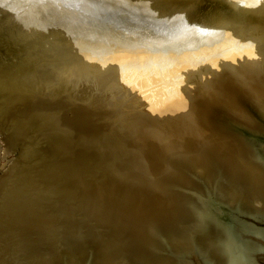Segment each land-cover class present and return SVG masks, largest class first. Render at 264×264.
I'll return each mask as SVG.
<instances>
[{
    "label": "bare ground",
    "instance_id": "1",
    "mask_svg": "<svg viewBox=\"0 0 264 264\" xmlns=\"http://www.w3.org/2000/svg\"><path fill=\"white\" fill-rule=\"evenodd\" d=\"M21 1L23 0L0 2V69L6 68L9 65V60H13L16 57H13L12 52L6 54L5 46L24 49L28 43H38L45 40L47 44H53L52 38L54 37L49 31H46L47 33L40 31L36 22H32L29 25L30 15L37 10V0H33V3L29 4L30 7L21 15L7 13L8 7ZM143 14L145 17L138 13L132 17L137 22L141 21L140 23L148 26L154 23L156 24L154 26L164 30L178 29V38L180 39L175 43L177 44L175 48L169 47L170 43L146 44L144 48L138 46L135 48L134 45H121L113 47L112 52L106 57L99 56L97 58L101 59L100 63L102 65L100 63L95 65V60L90 63L91 61L87 59L85 62L82 61L65 66L57 79H54V83L50 85V89L60 94V97H55L51 101L43 98L16 105L14 107V118L10 120L11 124L6 125L3 121L0 122V134H3L4 137L7 135L11 137L12 127H15L14 123H17L16 126L20 125L21 134L17 140L20 141L18 155L20 160H28L39 145L43 143L50 144L52 136L54 137L55 135L52 129H49L48 125H46L48 115L44 113L43 109L48 108L49 113L57 112L61 115L62 122L60 125L68 129L69 127H74L75 124L86 126L88 122H91L93 116L97 117L94 113H97L96 110H98L100 123L106 124L108 122L110 124V128L115 133V136L118 137L120 143L132 152L134 158L129 161L130 165L136 166L140 164L137 159V149L147 152V148H149L148 151H153L161 160L166 158V154L169 153L168 149L160 141H156V145L159 148H155L153 141H151V139L159 137L160 130H156L153 133L150 132L156 122L160 123L156 118L169 117L172 122V126H169L173 128L172 134H169V136L182 134L186 140L196 139L200 137L199 134L201 133L198 130L200 127L208 132L217 144L223 142L222 145L224 146H217L216 150H220L222 154H225L226 164H234L236 162L243 165V167H248L243 170L246 172L244 179H248L244 183L246 186L250 184L252 190L249 188L250 186L244 190L242 188V185H245L243 182L240 183L238 181L239 187H233V183L228 181L223 192L224 194H230L233 197L232 202H235V200L239 199L237 194H240V191L237 190L241 189L247 197L245 202L241 201V204H256L260 208L259 212L264 213V162L262 160L264 158L262 156L264 155L262 152L264 148V62L258 58L248 57L247 53L248 50L254 53L260 51V45L264 44V11L257 12L248 0H208V3L204 0H151L148 9ZM28 28H31V30L28 31ZM260 28L259 38H254L253 35H246V33L242 35V33L244 34V32H248L251 29ZM238 29L240 33L236 32V34L235 31ZM40 38H43V40ZM242 38H245V43L235 48L234 42L237 43ZM229 41L231 43H228ZM173 49H187V51L178 56L173 52ZM55 50L58 49L56 48ZM25 56H23L21 62V59H19L14 66L22 67L26 70L31 69L30 71L32 72L35 69L36 61L37 64L42 62L41 58L39 60V53L33 57ZM243 60L249 61V65ZM61 62L62 65H66L67 59H63ZM86 62L89 64H85ZM206 70H211L212 72L207 73ZM199 75L204 76L201 78L205 80V84L197 83L193 88L197 91L199 90L197 86L201 87L200 89L203 92L198 93V96L203 95V93L209 95L200 100L196 99L197 101L191 99L193 103L196 101L201 109L189 110L180 108L178 112L172 110L156 112L148 106L140 105L135 103L134 100L127 98L129 93L134 92L136 88L139 90L144 86L163 84L173 86L176 81L186 78L190 79V77L195 78ZM37 76L39 75L37 74ZM209 77L214 79L211 84L207 82V80H210ZM35 80L38 89H46L41 82L38 83L37 78ZM5 83L6 81L0 80V90L7 87ZM13 87L15 85L10 84L9 89ZM210 88L212 93H210ZM181 91L183 93V90ZM223 91H228V93L225 94ZM219 92H222L224 96H221V93L218 95ZM186 93L188 94L189 92H184L185 99L190 97ZM172 94L170 95L172 96ZM185 102L188 104V101ZM232 103L243 107L245 112L242 113L233 109ZM249 106L256 114L250 111ZM83 107H87V113L85 110L82 111ZM70 114L72 115L70 116ZM21 121H24V124L21 125ZM221 121H223L224 125H222ZM226 123H230V125L226 126ZM235 125L239 126V130H232V126L234 128ZM166 132L171 133L168 130ZM146 138L149 139L148 142L150 144L144 142ZM203 142V139H201L199 145H202ZM204 144H206V147ZM204 144L200 151L194 150L193 154H191H196L195 159L203 162L200 167L191 166L185 155H175L176 157H181L180 161H184L183 163L179 161V163L184 166L186 171L188 170L187 173L190 176L187 177L190 179L183 178L181 176L183 172L179 169L175 170L173 167H171L172 171L176 175L181 176L180 179L167 175L165 172V174H159L157 173L159 172V165H156L155 175H161V179L167 175L179 187L191 189L190 182L195 183L193 186H201L199 182L194 181L193 175L197 173L201 177H205L206 172L208 173L209 170L208 176L210 175L213 178L211 184L217 188L216 178L220 180V178L223 179L225 177L226 164L217 161L214 155L207 153L212 150V147L216 146L215 144H207L205 142ZM171 147L176 150L181 148L182 145L175 140L172 141ZM192 148L194 149V147L189 145L188 149ZM205 154L206 159L204 158ZM201 156H203V159ZM31 163L27 164L30 165ZM22 164L23 162L15 160L6 173L5 178L7 179L8 173L17 170V166ZM248 172L251 174L250 179L248 178ZM20 176L21 174L19 173L18 177ZM12 184L10 185L7 182L6 187L2 189L4 190V195H0L1 204L13 202L23 197L24 189L22 185H16L14 182ZM219 184L223 185L224 183ZM163 185L164 188L160 190L161 195L154 194L145 200L144 204L142 203L143 205L141 204V212L144 213L139 223L142 226V230L145 229L144 223L148 226L151 225L147 235L152 228L160 224L166 226L168 222H171L173 216L179 214V199L168 192L165 183ZM135 195L137 198L140 197L139 193H135ZM166 195L174 196L167 198V201H170L173 206L171 211L167 207H163V204L159 205L155 201V196L166 197ZM194 196L196 195L194 194ZM216 200L219 201L220 198L217 197L210 202L211 206L197 203L198 210L195 214L198 216L178 235L169 236L162 234L159 237V239L168 240L170 244H168L170 246L168 249L174 250V254L171 253V255L166 248L165 251L161 249L166 264H191L189 257H185V255L191 256L194 254L193 250L198 251V254L200 252L209 253L212 259H216L215 262L217 264H245L243 256H241L242 250L240 247L238 248V243L235 240L228 241V239L224 242V235L218 230L221 228L219 221L212 220L213 207H215ZM20 203L19 206L22 209L27 208L26 206L24 207L22 201ZM127 204L133 205L134 202L125 201L124 205ZM231 206H234V204H231ZM236 208L240 210V208ZM200 213L207 215V218H201ZM210 215L212 223L208 219ZM132 223L136 225L134 221H125L122 226L125 230L132 232L136 243L142 242L143 239L140 238L143 232L141 231V233L134 235ZM157 251H160V248L156 247L155 252L156 257L162 259ZM20 256V264H55L58 260H61L59 261L60 263H67L61 251H58L57 255L47 253L38 256V262L37 256L27 254ZM0 264L15 263L6 262L5 259L1 260L0 257ZM125 264L131 263L125 262Z\"/></svg>",
    "mask_w": 264,
    "mask_h": 264
},
{
    "label": "water",
    "instance_id": "2",
    "mask_svg": "<svg viewBox=\"0 0 264 264\" xmlns=\"http://www.w3.org/2000/svg\"><path fill=\"white\" fill-rule=\"evenodd\" d=\"M32 1H21L28 2L24 9H17L19 6L16 2L8 7L7 13L21 15L30 7L29 4L33 3ZM51 1L56 4V0H37V10L30 15L29 25L36 22L40 31L44 33L49 31L53 36L51 29L43 26L44 16ZM117 1L99 0L102 6L112 10L111 12L124 15L130 13L132 16L138 13L143 17H145L143 13L148 9L151 0H147V9L144 12L135 10L133 2L130 0ZM0 2H6V0H0ZM153 25L156 24L153 23ZM30 30L31 28H28V31ZM40 39L43 40V38ZM52 40L53 44L51 45L47 44L46 40L28 43L24 49L21 47H4L6 54L12 52L13 57H16L9 60V65L6 68L0 69V80L6 81L7 86L0 90V122L3 121L6 125L11 124L10 120L14 118L16 105L43 98L51 101L58 97L60 94L51 90L50 85L64 70L63 67L65 68L72 63L85 62L89 58L88 55L74 58L72 57L73 54L69 55V53L45 56L42 52L37 51L42 48L45 52H49L48 48L57 47L58 41H55V38ZM67 47L71 49V45H67ZM1 53L3 54L2 50ZM37 53L40 54L39 60L41 58L42 62L37 64L36 61L34 71L31 72V69L26 70L14 66L19 59H21L20 62L22 61L23 56L33 57ZM63 59H67V63H69L62 65ZM49 68L50 72L48 71ZM35 78L46 89H38ZM10 84H14L15 87L9 89ZM6 92L9 93L3 96L2 94ZM48 110V108L43 109L44 113L48 115L46 125L55 133L50 144H47L48 147L42 148L39 145L28 160H20L18 154L14 159L23 162L22 165L17 166L21 176L14 183L22 185L24 189L22 202L27 209L26 214L20 219L23 222L20 224V230L8 225H4V229L3 226L0 228L1 260L5 259L7 262L22 254L42 256L50 253L57 255V252L61 251L64 260L67 261V263L61 262L63 264H121L125 262L131 264H166L161 250L164 249L165 251V246L159 237L162 234L176 236L196 219L193 214V207L197 204V199L194 196L195 189H183L176 185L171 177L167 175L165 178L163 177L160 187L163 189L165 183L167 190L177 196L180 201L179 214L173 216L171 222H168L166 226L160 224L152 228L149 231V239L143 242L136 243L132 239H123L121 231L113 229L116 227L115 225L119 226L125 221H131L129 220L130 216L140 219V217L132 214H126L130 207L127 206L129 208L125 212L126 206L121 205H124L125 201L133 202L136 199L135 193H138L133 188L137 182L135 176L138 169H134V165L131 166L129 162L125 163L121 160L126 152L122 149L125 146L115 136L108 122L104 128L108 131L110 141L112 140L116 145V150H118L116 153L105 154L99 148L93 147L89 141L78 142L80 136L89 130L86 129L87 126L75 124L72 128H63L60 125L62 122L61 115L57 112L49 113ZM84 110L87 113V107H83L82 111ZM16 124L14 123L15 127H12V136H6L11 143L9 146L11 148L21 134L20 125L16 126ZM22 124L24 121H21ZM70 135L73 138L71 140H77V142L65 140ZM57 140H63V142L59 145L56 144ZM59 146L72 149V151L62 149L66 160L55 163L53 160L54 156L59 157L56 152V150H60ZM109 171H112L114 178H116L115 173L125 172L124 180L128 178L127 180H132L131 183H134L130 185L121 181V183L113 184V181H110L113 178ZM131 177H134V180ZM6 183V180L0 183V192L6 187ZM10 185H13L12 182ZM201 189L206 191L208 186H203ZM214 199V194H208L205 199L206 205L209 206ZM214 205L212 220L219 221L221 228L218 230L224 235V242L228 239V241L235 240L238 243V248L240 247L243 251H241V256H243L245 264H263L264 227L259 225L264 224V217L237 210L235 205H228L221 199L216 200ZM11 206H8L7 211H11ZM208 219L212 223L211 215ZM86 239L88 241H85ZM121 240L127 242L123 244ZM156 247L160 248L161 254L160 251L157 253L161 255L162 259L156 257ZM166 250L170 252L169 254L174 252V250H169L167 246ZM197 252L193 250L192 256L185 255V257H189L191 264H217L216 259H212L209 253L200 252V255ZM59 261L61 260L56 261L55 264L60 263Z\"/></svg>",
    "mask_w": 264,
    "mask_h": 264
},
{
    "label": "rangeland",
    "instance_id": "3",
    "mask_svg": "<svg viewBox=\"0 0 264 264\" xmlns=\"http://www.w3.org/2000/svg\"><path fill=\"white\" fill-rule=\"evenodd\" d=\"M130 1L133 2L132 4L134 5L135 10L138 9L139 11L144 12L147 9V4H148L147 0H130ZM204 1L208 3V0H204ZM248 2L251 3L253 8L257 10V12L264 11L263 10L264 0H248ZM27 5H28V2H19L18 3L19 8L17 9H24L27 7ZM49 5L50 6H48V10L44 16L43 26L51 29L52 34L55 38V41H58V45L57 47L55 46V47L48 48L47 50H49V52L47 51L45 52L42 48L37 50V51L42 52V54L45 56L69 53V55L73 54L72 57L77 58V57L88 55L89 57L88 61H91L90 63H93V61L95 60L96 61L95 65H99V63L101 62V59H97V58L99 56L106 57L109 53L112 52L113 47L115 46L117 47L121 45L122 46L134 45L135 48L136 46L140 48L142 47L144 48L146 44L147 45L148 44L157 45L159 43H163V44L170 43L171 45H169V47L175 48L177 45L175 43L180 39L178 38V35H179L178 29L164 30L154 25L148 26L146 24L140 23L141 21L137 22L132 17V15L128 16V15H124L121 13H114V12L108 11L102 6L99 0H56V4H54L51 1L49 2ZM260 31H261V28L255 29V30L251 29L248 31L250 34L248 32H244V34L242 33V35H245L246 33V35H250V36L253 35L254 38H259ZM236 32L240 33V30L238 29L235 31V33ZM235 33H234V36H235ZM244 39L242 38V40L237 43L234 42L235 48L239 47L238 45H243L245 43ZM242 41L244 42L242 43ZM263 42H264V38H263ZM228 43H231V41H229ZM67 45H71V49L67 47ZM56 48L58 50H55ZM260 49H261L260 51L254 53L252 51H249L247 47L248 57L258 58L262 62H264V44L260 45ZM185 51H187V49L186 50L173 49V52L178 56L180 54L185 53ZM245 62L248 63L247 65H249V61H245ZM49 67L51 68V66ZM50 68L48 70L49 72L51 71ZM206 72L211 73L212 71L206 70ZM201 77L203 78L204 76L199 75L198 77H195V78L190 77V79L186 78L184 80H179V81L174 82L173 86H170L168 84H163V85L144 86L139 90H137L136 88L134 92L132 91L129 93V95L127 94L128 95L127 98H129V100L131 99L134 100L135 103H138L140 105L148 106L151 108V110H154L156 112H163V111L165 112L169 110L178 112L180 108H185L189 110L201 109L199 105H197L196 101L202 98H205L206 95H209V94L203 93V95L198 96L199 95L198 93L203 92L200 89L201 87L198 85L197 89L199 90L197 91L194 90L193 88L196 86L197 83L205 84V80L204 79L202 80ZM213 80L214 79H210V80H207V82L211 84ZM173 89H177V90L174 91ZM181 90H183V93ZM186 91L189 92L188 94L186 93V95L187 96L190 95V97H187L185 99L184 92ZM211 91L212 90L210 88V93H212ZM223 92L225 94L228 93V91H223ZM8 93L6 92V93H3L2 95L4 96ZM160 94H163V95H160ZM170 94H172V96ZM219 94L221 96H224L222 92H219L218 95ZM216 97L218 98V96ZM191 98L195 100L197 99V100L193 103V100ZM185 101H188V104ZM194 104L197 106H195ZM232 107L233 109L238 110L242 113L245 112L244 108L241 106H238V104L236 103H232ZM249 109L251 112L256 114L254 110H252L251 106H249ZM96 111L97 113H94V115L97 117L93 116V118L91 119V122L86 124L87 126L86 129H89V130H86L87 132L80 136V140L78 142H82L83 140L89 141V143H91L93 147L99 148L105 154L106 153L107 154L116 153L118 151L116 150V145L112 140L110 141L108 137L109 135L108 131L104 128L106 124L100 123V117L98 118L99 111L98 110ZM71 115L72 114H70V116ZM156 120H158L160 123L156 122L154 124L155 126L151 128L152 131L150 133H153L156 130L158 131L160 130L161 133L158 138H153L151 139V141H153L155 148H159V146L156 145V141H160V143L163 144L164 147L168 149L169 153L166 154V158L164 160H161L155 153H153V151L151 150L148 151L149 148H147L148 149L147 152L139 151L137 149L138 147L136 148L138 151V155L137 154L136 155H137L138 161H140V164L139 165L137 164L136 166L133 167L134 169H138V172H136L137 175L135 176V179H137L135 181L137 182L134 184L133 188H134V191H137L139 193L140 197L137 198L136 196V199L133 201L134 202L133 205L131 204L122 205V206H126L125 212L127 211V208L130 207L129 211H127L126 214H132L140 218H142V215L144 213V212H141V208L145 200H147L149 197L153 196L154 194H159V195L162 194L160 191L162 190L161 189L162 187L160 186L162 185L163 180L161 179V175L160 176L155 175L156 165H159V168H158L159 172H157L159 174L165 172L167 175L176 177L178 179H180L181 176L183 178H188L187 176H190L187 173L188 170L186 171L184 169V166L180 165L179 163L180 161L179 159H181V157H176L175 155H179V156L185 155L186 159H188V163L191 166L200 167L203 162L199 161L198 159H195L196 154L195 155H191V154H193L194 150L200 151L204 147V145L206 147V144H204V142L207 144H215L216 146L214 147L211 146L212 150L208 151L207 153L211 154L212 156L214 155V158L217 161H221V163L226 164L225 154H222L221 153L222 151L220 150H219L220 152L216 150L217 146L218 147L224 146L222 145L223 142L217 144V142H215L212 139V137L210 136V134H208V132L204 131L200 127L199 128L197 127L201 133L199 134L200 137L196 139L186 140L182 134L179 136H169V134H172V131H173V128L171 127L172 122L170 121L169 117H159V118H156ZM221 123L222 125H224L223 121H221ZM227 125H230V123L228 124L226 123V126ZM233 129L239 130V126L235 125L234 128L232 126V130ZM167 130L170 131L171 133L166 132ZM71 136L72 135H70L65 140L68 139L69 141H72L71 139L73 138ZM201 139H203L204 145L203 144L199 145V141ZM175 140L180 145H182L181 148L176 149V150H174V148L171 147L172 141H175ZM148 141H149L148 138L144 140L145 143L150 144V142ZM61 142H63V140L61 141L57 140L56 144L58 143L60 145ZM72 142H77V140H73ZM189 145H191V147H194V149L193 148L188 149ZM9 146H11V143L9 142L7 137H4L3 134H0V183L6 180L10 184L11 182L12 183L15 182V180L19 178L18 175L20 172L18 170H13L11 173H8V176H7L8 178L7 179L5 178L6 173L8 172V170L11 168L12 164L14 163L15 161L14 159H16L17 157V154L20 148V141H15L12 145L13 148ZM63 146H59L60 150H56L59 157L54 156L53 162L59 163V162H63L66 160V156L62 152V149H65L66 151H72V149L64 148ZM41 147L46 148L48 147V145L46 143L41 144ZM122 149L126 151L123 155L124 156L127 155V157L123 156L121 160L125 161V163L129 162L130 160H133L134 157L132 155V152L125 147H123ZM262 152L264 153V148ZM206 154L204 156L205 159H206ZM262 156L264 157V155ZM201 158L203 159V156H201ZM262 160L264 162V158H262ZM180 162L183 163L184 161L183 162L180 161ZM171 167L175 168V170L179 169L181 172H183L181 176L176 175L172 171ZM247 168L243 167V165H240L236 162H234V164L227 163L226 168H225V173H224L225 177L223 179L220 178V180L216 178V182L218 183L217 188H215L211 184V181L213 180V178L210 177V175L208 176L209 170H208V173L206 172L205 177H201L197 173L194 174L193 175L194 181L199 182L201 184V186L200 187L198 186L197 188L195 187V185L193 186V184H195L194 182H190L191 187L195 189L194 194L196 195L195 199H197L196 200L197 203H204L206 205L207 202H205V199L208 197V194H214L215 199L219 197L226 204L228 205L234 204L236 207L240 208V210H243L245 213L247 212L250 214H258L264 217V213L259 212L260 208L256 204H246V205L244 203L241 204L242 203L241 201L245 202V199H247V197L243 194L241 189L237 190V191H240V194L239 193L237 194L239 196L238 197L239 199L235 200V202H232L233 197L230 194H224L223 192V190L225 189L226 183L228 181L233 183L232 185L233 187L234 186L239 187L240 184L238 183V181L240 183L241 182L244 183L245 181H247L248 179L247 180L244 179L245 177L244 175L246 174V172L243 171V170H246ZM109 174L112 175V171H109ZM115 174H116V178H114V175H112L113 179L110 180V181H113V184L121 183V181L124 183L126 182L130 185L134 183V182L131 183L132 180H127L128 178L124 180V177L126 176L125 172H122V173L117 172ZM131 178L133 179L134 177H131ZM248 178L249 179L251 178L250 173H249ZM137 183L138 185H136ZM219 183H222V184L224 183V184L220 185ZM206 185L208 186V189L206 191L201 189V187L203 188V186L205 187ZM244 186L242 185V188H244V190L246 187H249V186H250L249 188L252 190V186L250 184L248 186H246L245 184ZM168 192L170 193L169 190ZM3 193H4V190L0 192V195L3 196L4 195ZM168 197L171 198L174 196L173 195H166V197H163V196L156 197L155 196V201L159 205L163 204L164 205L163 207H167V209H170L171 211L173 206L170 201H167ZM21 198L22 197L18 198L16 201H13V202H4L2 204L0 203V228L3 226V229H4L5 228L4 225H8V226H14L15 228H17L16 230L21 229L20 224H23V222L20 219L26 214V209H27V208L22 209V207L19 206V203L22 201ZM10 205H12L11 206L12 209H10L11 211H7L8 206ZM197 205L198 204L194 205L193 207L194 214L198 210ZM22 210H23V213H22ZM199 215L201 218H207V215H203L201 213ZM8 216L11 219H9ZM194 216L197 217L198 215L195 214ZM129 220L136 222V225L132 223L133 225L132 228L135 233L134 235H137V233L139 234L142 231L143 233L140 238V239H143L142 242L149 239V234L147 235V231L151 225L148 226L146 223H144L145 229L142 230V226L139 223L141 222L140 219H137L134 217L132 218L130 216ZM115 226L116 227L113 229L115 230L117 229L121 231L123 235L121 236L123 239H126V240L132 239L133 241L135 240L133 238L132 232L125 230L121 224L119 226L118 225H115ZM259 226L264 227V224L259 225ZM161 240L164 246L166 245L167 248L168 247L170 248L169 246L170 244L168 240H165V239L164 240L161 239ZM85 241H88V240L86 239ZM121 241L124 244L125 241L124 240H121ZM20 259H21V256L18 255L14 259L10 260L9 262L20 264L19 263ZM37 262H38V256H37ZM121 264H125V263H121Z\"/></svg>",
    "mask_w": 264,
    "mask_h": 264
}]
</instances>
